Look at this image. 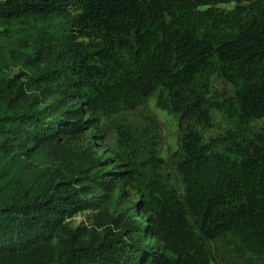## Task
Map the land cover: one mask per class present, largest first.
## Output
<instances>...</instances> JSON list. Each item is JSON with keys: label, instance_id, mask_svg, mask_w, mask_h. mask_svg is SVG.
Here are the masks:
<instances>
[{"label": "trees", "instance_id": "trees-1", "mask_svg": "<svg viewBox=\"0 0 264 264\" xmlns=\"http://www.w3.org/2000/svg\"><path fill=\"white\" fill-rule=\"evenodd\" d=\"M0 38L16 67L0 150L55 159L0 199V264H214L230 237L264 264V0H0ZM155 94L180 117L181 190L157 125L121 119L101 152L103 122ZM102 204L125 210H100L87 238L69 226Z\"/></svg>", "mask_w": 264, "mask_h": 264}, {"label": "rangeland", "instance_id": "rangeland-1", "mask_svg": "<svg viewBox=\"0 0 264 264\" xmlns=\"http://www.w3.org/2000/svg\"><path fill=\"white\" fill-rule=\"evenodd\" d=\"M233 6V5H231ZM14 47L12 41L6 38H0V82L6 74L16 70L12 63L10 50ZM221 89H225L224 84H220ZM5 107L0 100V112L4 111ZM125 119L132 122L140 128L150 126L151 124L158 127L162 144L160 148V155L166 161V171L170 174L173 184L179 189H182L181 178L176 171V162L174 153L179 148L181 137L180 117L179 115L170 111L163 110L158 107V94H155L148 99L146 104L133 112H128L121 117H113L103 122V134L107 136L109 143L108 149L102 150L103 154L111 155L113 158L114 150L117 148V134L116 123ZM226 126V121L223 117H217V125L205 132L206 137L215 136L223 130ZM102 134V133H101ZM100 132L96 135L101 138ZM0 142L2 136L0 135ZM55 162L52 156L51 149L43 146L38 147L30 155L16 154V152L5 153L0 150V199L11 196L16 190L15 187L18 182L23 184H30L43 170L52 166ZM94 194L89 197L95 204L97 201ZM138 196L134 197L137 200ZM109 209L112 214H117L125 210L123 206L113 204H102L101 207L93 208L88 207L75 214L68 220L71 228L79 229V232L84 233L87 238V231L93 226L95 215L105 208ZM65 239L63 236L59 237L55 244L58 250L63 249ZM237 241L234 237L219 240L213 243L215 253L214 264H244L245 260L239 258L238 254L234 251ZM226 262V263H225Z\"/></svg>", "mask_w": 264, "mask_h": 264}]
</instances>
